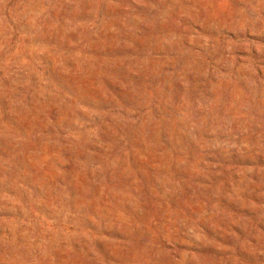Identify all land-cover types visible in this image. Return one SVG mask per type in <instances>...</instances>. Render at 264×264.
Returning a JSON list of instances; mask_svg holds the SVG:
<instances>
[{"label":"rangeland","instance_id":"1","mask_svg":"<svg viewBox=\"0 0 264 264\" xmlns=\"http://www.w3.org/2000/svg\"><path fill=\"white\" fill-rule=\"evenodd\" d=\"M0 264H264V0H0Z\"/></svg>","mask_w":264,"mask_h":264}]
</instances>
